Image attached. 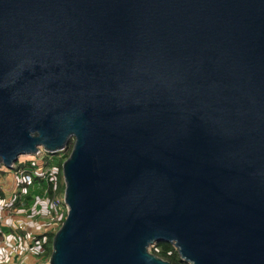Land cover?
<instances>
[{
	"label": "water",
	"instance_id": "obj_1",
	"mask_svg": "<svg viewBox=\"0 0 264 264\" xmlns=\"http://www.w3.org/2000/svg\"><path fill=\"white\" fill-rule=\"evenodd\" d=\"M71 142L49 264H264V0H0V164Z\"/></svg>",
	"mask_w": 264,
	"mask_h": 264
},
{
	"label": "crops",
	"instance_id": "obj_2",
	"mask_svg": "<svg viewBox=\"0 0 264 264\" xmlns=\"http://www.w3.org/2000/svg\"><path fill=\"white\" fill-rule=\"evenodd\" d=\"M34 185L20 193L19 188L25 185L19 176L0 178V264H46L49 260L44 254L39 260L38 255L46 234L56 232L66 215L64 202L54 205L62 185L54 190L52 184L53 195L46 181L43 189ZM56 210L61 217L53 221Z\"/></svg>",
	"mask_w": 264,
	"mask_h": 264
},
{
	"label": "rangeland",
	"instance_id": "obj_3",
	"mask_svg": "<svg viewBox=\"0 0 264 264\" xmlns=\"http://www.w3.org/2000/svg\"><path fill=\"white\" fill-rule=\"evenodd\" d=\"M70 145L73 146V143L71 142ZM40 150L41 152L38 153L37 155L20 156L13 168H7L5 165L0 164V178L4 179L7 176H19L20 171L27 169L28 171H30V173L34 177L35 188L43 189L44 188V186L42 185L43 182H40L39 180H37V177H35L38 175V172L40 170V172L47 174L46 176H55L57 185L58 184L59 186L62 185V187L59 188L60 191L57 194L56 200L59 201V203H63L64 191H65V181H64V175H63V165L62 167L58 165L59 164L58 159L60 156L63 157L64 155L63 153H61L62 151L52 154V153L45 151L42 148ZM68 151H69L68 148L63 150L64 153H67ZM42 160H43V165H41L39 168L34 166V163L41 164ZM24 188L30 190L32 187L22 186L19 188L20 193L23 191ZM64 207L66 209V215L64 217L65 219L67 216L66 204H64ZM62 222L60 221V223ZM42 257H43V254L38 255L39 260L42 259Z\"/></svg>",
	"mask_w": 264,
	"mask_h": 264
},
{
	"label": "trees",
	"instance_id": "obj_4",
	"mask_svg": "<svg viewBox=\"0 0 264 264\" xmlns=\"http://www.w3.org/2000/svg\"><path fill=\"white\" fill-rule=\"evenodd\" d=\"M72 147L73 146H71L69 144L67 146L69 151L67 153H64L63 151L61 152V153H63L64 156L63 157H61V156L59 157V159H58V163H59L58 165L59 166L62 167V165L65 162V160L68 159V157L71 154ZM37 180H39L40 182H44V180L41 179V178H37ZM49 191H50L49 193H51L52 195L54 194V191L52 189V184H51V187H50ZM62 223H60L59 228L61 227ZM55 233L56 232H50V233L46 234V237H47L46 241L42 245L41 253L44 254L48 259L50 258L51 253H52V244H53V238L55 236ZM150 251L153 254L157 255L158 257L171 262L172 264H187V263L183 262L180 259V256H179L178 252L176 251V249L171 244H168V243H165V242H160V243L156 244L155 246H153L150 249Z\"/></svg>",
	"mask_w": 264,
	"mask_h": 264
},
{
	"label": "built area",
	"instance_id": "obj_5",
	"mask_svg": "<svg viewBox=\"0 0 264 264\" xmlns=\"http://www.w3.org/2000/svg\"><path fill=\"white\" fill-rule=\"evenodd\" d=\"M40 152H41V150H40ZM40 152H39V153H40ZM41 165H43V160H42L41 164H35V163H34V166L37 167V168H39ZM48 170H49V169H48ZM38 175H39V176H38ZM38 175L35 176V177L43 179L44 181L47 182V184H53V187H55L54 190L56 189V185H57V183H56L55 176H46L47 174H45V173H43V172H40V170H39V172H38ZM19 177L21 178V182H22V184H24V185L27 186V187L33 186V185L35 184V183H34V182H35V181H34V177H33L32 174L30 173V171H28L27 169H26V170H22V171H20V173H19ZM54 190H53V191H54ZM63 202H64V200H63ZM64 203H65V202H64ZM58 204H59V201L55 200V203H54L55 207H56ZM67 210H68V209H67ZM59 217H61V216L59 215V211L56 210L55 216L53 217V221H58V220H59ZM48 263H49V260L46 262V264H48ZM20 264H30V263H29V262H25V261H23V262H21Z\"/></svg>",
	"mask_w": 264,
	"mask_h": 264
}]
</instances>
